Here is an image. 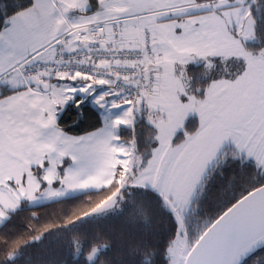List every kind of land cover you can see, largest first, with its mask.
Returning a JSON list of instances; mask_svg holds the SVG:
<instances>
[{
    "label": "snow or ice",
    "instance_id": "obj_1",
    "mask_svg": "<svg viewBox=\"0 0 264 264\" xmlns=\"http://www.w3.org/2000/svg\"><path fill=\"white\" fill-rule=\"evenodd\" d=\"M212 9L209 0H24L0 13V198L14 207L26 185L55 183L49 176L69 159L86 166L99 150L129 155L120 130L135 145L142 120L155 147L141 179L157 170L163 180L171 166L182 181L163 196L171 264H264V53L214 51L229 41L204 17ZM217 60L222 74L193 87L189 66ZM85 103L99 126L70 135L60 117L70 104L82 116ZM225 143L241 173L254 163L238 195L209 215L201 182ZM235 181L234 172L224 187Z\"/></svg>",
    "mask_w": 264,
    "mask_h": 264
},
{
    "label": "trees",
    "instance_id": "obj_2",
    "mask_svg": "<svg viewBox=\"0 0 264 264\" xmlns=\"http://www.w3.org/2000/svg\"><path fill=\"white\" fill-rule=\"evenodd\" d=\"M22 2L24 0H0V13L11 11L14 5ZM249 13L254 29L253 38L245 43V49L251 53L264 52V0H254ZM206 73L204 65L189 66L187 74L192 86L206 88L210 82ZM82 111L83 115L79 116L76 105L70 104L62 113L60 126L70 135L84 134L99 126L100 118L91 105L85 103ZM197 126L195 117L186 123L188 131ZM152 130L142 120L136 125L134 149L144 163L149 157L148 137ZM120 138L131 143L132 133L121 129ZM183 139L178 136L175 144ZM233 154L226 151L203 179L206 199L202 207L209 215L223 200L238 195L249 179L253 162L241 173ZM234 172L235 185L226 189L224 185ZM120 186L116 172L110 183L97 191L36 207L23 204L0 226V264H170L168 248L173 223L163 198L155 190L133 188L125 191L119 212L86 217L112 198ZM196 195L199 196V190Z\"/></svg>",
    "mask_w": 264,
    "mask_h": 264
},
{
    "label": "rangeland",
    "instance_id": "obj_3",
    "mask_svg": "<svg viewBox=\"0 0 264 264\" xmlns=\"http://www.w3.org/2000/svg\"><path fill=\"white\" fill-rule=\"evenodd\" d=\"M254 0H222L220 2L212 4L213 9H221L223 14L222 17L224 20L229 24L231 28L238 27L239 22L241 18H244V28L242 30V35L241 38L243 41H250L252 34H253V29H254V21L252 16L247 14V2H253ZM251 35V36H250ZM257 54L264 53L263 51H258L256 52ZM239 54V53H237ZM253 53L247 52L244 54L245 56H251ZM199 63V62H197ZM201 64L204 65L206 68V78L210 80V82L214 78H218L222 74V68H221V62L219 60L216 61V66L215 67H210L208 62L201 61ZM198 65V64H194ZM229 67L232 68V70L235 71H240L241 70V65L236 61L232 60L229 62ZM188 77V74H187ZM189 79V77H188ZM209 82V84H210ZM208 84V85H209ZM208 87V86H207ZM206 87V88H207ZM192 117L195 116H190L188 120ZM187 120V121H188ZM186 121V123H187ZM155 135V131L152 130L151 135L148 137L149 142L151 144L150 151H149V157L145 160V163H137L139 160V156L134 154V157H131V155L125 156L123 158L118 159L117 162H124L127 167H129V164H131V167L129 168V172L127 174V179L129 180L128 183L122 182L120 180L121 186L119 191L108 201L103 203L100 207L96 208L95 210L91 211L90 213L87 214L86 217H101L108 215L110 213H115L119 212L122 208V204L120 203L122 199L124 198L125 191H130L133 188H142V189H150V190H155L162 198L163 196L169 195L170 192L175 193L178 190L181 189V184L182 181L178 180L172 171V167L170 166L166 172H165V178L161 180L159 178V173L157 170H153L152 172V177L153 179L151 181H144L141 179L142 172L144 167L148 165V160L151 155L152 148L155 147V145L152 143V137ZM123 142V141H122ZM183 140L177 144L182 143ZM125 143V142H123ZM128 145V149L132 152L133 150L135 151L134 145L131 143H125ZM228 152H233L234 153V148L231 143H225L223 147L221 148V155L213 161V163L209 166V168L223 155ZM254 163V162H253ZM157 169H160L162 166L157 163ZM208 168V170H209ZM133 169H136V171H133ZM207 170V172H208ZM207 172L204 174L203 179L205 178ZM126 179V180H127ZM203 182V180H202ZM201 182V183H202ZM155 185V186H154ZM101 187V186H100ZM104 187V186H102ZM98 189V188H97ZM89 190H86L85 187L80 186V185H73L69 180H62L60 181L57 185L51 186V185H46L45 188L43 189L42 192H40L38 195L32 196L28 201L23 202V204L27 205L28 207H36L44 204H48L51 202H55L58 200L62 199H67L70 197H74L83 193L88 192ZM184 195L187 194V190H183ZM198 192V190H197ZM197 194V193H196ZM164 200V199H163ZM165 203V201H164ZM166 205V203H165ZM16 211V210H15ZM14 212V211H13ZM4 215L6 213H3V215H0V219H4ZM168 258L171 264V257L170 253L168 252Z\"/></svg>",
    "mask_w": 264,
    "mask_h": 264
},
{
    "label": "crops",
    "instance_id": "obj_4",
    "mask_svg": "<svg viewBox=\"0 0 264 264\" xmlns=\"http://www.w3.org/2000/svg\"><path fill=\"white\" fill-rule=\"evenodd\" d=\"M220 1L222 0H213L209 2L211 4H214ZM251 3L252 2H247V14H249ZM222 14L223 12L219 8L212 9L211 11L204 14V17L207 18L208 22L215 28L219 29L223 33L225 38L229 41L228 44L216 48L214 49V51L219 52L221 55H230L237 53L246 54L248 51L245 49L244 45L248 41H243V39L241 38L245 19L241 18L238 24L239 26L231 28L222 17ZM192 19H201V17L194 16L192 17ZM252 38L253 34L251 40ZM198 62L199 63L196 64L201 65V61ZM134 154V150L132 152H129V155H131V157H134ZM140 162L141 159L139 158L137 163L139 164ZM126 164H124L123 161L117 162L116 153L111 151V149L97 151L86 166H81L79 164H76L74 166V162L69 159L65 162V166L60 169V172L58 174L49 176V179L55 180V183L44 184L42 188H37L35 183L30 186L26 185L27 194L24 192H20L19 196L11 202L14 207H9V202L0 198V213H6V215H4V219H0V226L7 220L11 212L19 209L23 205V202L28 201L30 198H32V196L38 195L40 192H42L46 185L54 186L57 185L60 181L66 179L69 180L74 186L80 185L85 187L86 190H89L88 192L97 191L103 188L102 186L108 185L116 172L122 182H124L125 179V182L128 183L129 180L127 179V174L132 163L129 164V167H127ZM133 171H136V169H133Z\"/></svg>",
    "mask_w": 264,
    "mask_h": 264
}]
</instances>
